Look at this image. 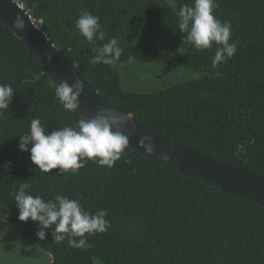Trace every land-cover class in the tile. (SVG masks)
Returning a JSON list of instances; mask_svg holds the SVG:
<instances>
[{
    "label": "trees",
    "instance_id": "trees-1",
    "mask_svg": "<svg viewBox=\"0 0 264 264\" xmlns=\"http://www.w3.org/2000/svg\"><path fill=\"white\" fill-rule=\"evenodd\" d=\"M19 1L109 104L222 162L242 165L246 159L252 172L264 176V0H216L213 14L231 22L230 42L237 43V52L215 68V45L201 52L182 43L176 13L192 0H177L175 10L167 0ZM81 10L100 19L97 46L119 40L123 52L117 64L89 63L92 45L75 30ZM130 57L181 68L193 77L154 91L128 90L120 69ZM41 71L38 58L0 22V83L16 90L8 111L0 114V221L11 226L4 245L10 241L22 249L23 240L36 247L15 256L45 252L52 255L51 264H264V207L187 178L132 148L126 147L112 168L91 160L76 174L36 168L30 153L17 147L30 122L39 119L48 133L75 127L81 118L62 108L49 77L38 78ZM7 161L11 168L4 171ZM22 183L46 200L60 194L92 213L107 209L111 227L89 236L87 250L72 248L67 240L55 243L50 229L39 240L36 223L17 219L13 193Z\"/></svg>",
    "mask_w": 264,
    "mask_h": 264
},
{
    "label": "clouds",
    "instance_id": "clouds-1",
    "mask_svg": "<svg viewBox=\"0 0 264 264\" xmlns=\"http://www.w3.org/2000/svg\"><path fill=\"white\" fill-rule=\"evenodd\" d=\"M167 3L173 10L177 8V0H167ZM217 6L216 0H192L191 4L180 5L176 13L178 30L183 34V44L201 52L216 46L211 61L213 68L227 63L237 52V43L230 42L231 22H222L213 14ZM74 23L79 36L92 45L90 64L113 66L120 61L123 49L116 37L110 38L101 46L96 45L97 34L102 30L97 15L81 10ZM14 25L22 30L23 19L17 17ZM178 51L183 54L182 47ZM131 61L130 57L128 62ZM15 91L10 84L0 83V114L8 111ZM54 94L65 111L77 112L80 107L79 98L84 95V86L78 79L71 85L67 81H61L55 86ZM121 122L119 117L111 115L107 109L99 108L93 117L81 116L75 127H58L46 133L41 121L33 119L29 132L19 136L17 147L21 152L30 153L32 164L42 173L59 169L56 175L76 174L88 160L97 166L112 168L129 143L128 137L117 130ZM10 168L11 161L5 162L4 171H9ZM30 187L28 183H22L18 191L13 193L18 209L17 219L36 223L38 230L35 235L39 240L46 239V230L50 229L55 243L67 240L70 247L87 250L92 246L88 243L89 236L104 233L111 227L110 221L106 219L107 209H97L92 213L85 210L78 199L60 194L46 200L40 195L34 196L27 192L26 189Z\"/></svg>",
    "mask_w": 264,
    "mask_h": 264
},
{
    "label": "water",
    "instance_id": "water-1",
    "mask_svg": "<svg viewBox=\"0 0 264 264\" xmlns=\"http://www.w3.org/2000/svg\"><path fill=\"white\" fill-rule=\"evenodd\" d=\"M20 17L24 28L18 29L14 21ZM0 22L20 39L29 53L40 61L42 66L38 78L47 75L53 87L61 81L69 85L78 79L84 86L78 113L82 117H93L99 108L122 121L118 131L128 137L129 148L140 155L153 159L165 166L177 169L187 178H196L209 187L220 189L224 194L237 199L249 200L264 207V176L250 170L249 161L242 165H230L208 156L197 149L188 147L164 137L162 134L140 124L132 114H126L109 104L80 74L75 66L53 43L47 33L36 23L28 8L19 0H0ZM49 57L51 59L49 60ZM116 130V129H114ZM11 233L7 221H0V264H51L49 253L38 252L15 257L4 250V243Z\"/></svg>",
    "mask_w": 264,
    "mask_h": 264
},
{
    "label": "rangeland",
    "instance_id": "rangeland-1",
    "mask_svg": "<svg viewBox=\"0 0 264 264\" xmlns=\"http://www.w3.org/2000/svg\"><path fill=\"white\" fill-rule=\"evenodd\" d=\"M153 43L162 48L166 47V44L160 39L153 40ZM120 70L123 75L124 87L128 90L141 92L154 91L160 87H166L193 77L181 68L172 69L159 64L142 63L140 61L124 64ZM26 244L27 242L22 240L19 246L26 253L36 248L33 242L28 243L27 247Z\"/></svg>",
    "mask_w": 264,
    "mask_h": 264
},
{
    "label": "flooded vegetation",
    "instance_id": "flooded-vegetation-1",
    "mask_svg": "<svg viewBox=\"0 0 264 264\" xmlns=\"http://www.w3.org/2000/svg\"><path fill=\"white\" fill-rule=\"evenodd\" d=\"M28 242V241H27ZM29 244L27 243L26 244V247L28 246ZM4 247H5V249H6V251H8V250H10V253L12 254V255H14L15 256V254H17L18 252H20L22 249H17V245H16V243L14 244L13 242H10V241H8L7 243H6V245H4ZM19 256H21V255H19ZM19 256H15V257H19Z\"/></svg>",
    "mask_w": 264,
    "mask_h": 264
}]
</instances>
